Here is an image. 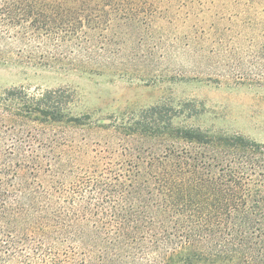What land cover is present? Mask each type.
Wrapping results in <instances>:
<instances>
[{
    "label": "trees",
    "instance_id": "16d2710c",
    "mask_svg": "<svg viewBox=\"0 0 264 264\" xmlns=\"http://www.w3.org/2000/svg\"><path fill=\"white\" fill-rule=\"evenodd\" d=\"M147 3L0 0V37L101 74L132 34L142 44ZM68 100L0 92V264H264L263 143L155 120L121 131Z\"/></svg>",
    "mask_w": 264,
    "mask_h": 264
},
{
    "label": "rangeland",
    "instance_id": "374dc122",
    "mask_svg": "<svg viewBox=\"0 0 264 264\" xmlns=\"http://www.w3.org/2000/svg\"><path fill=\"white\" fill-rule=\"evenodd\" d=\"M147 2L142 44L132 34L101 74L43 64L0 37V92L63 91L74 114L121 131L155 120L264 144V0Z\"/></svg>",
    "mask_w": 264,
    "mask_h": 264
}]
</instances>
